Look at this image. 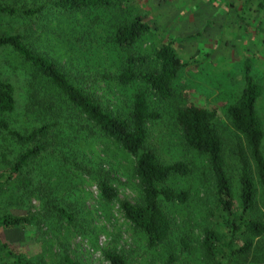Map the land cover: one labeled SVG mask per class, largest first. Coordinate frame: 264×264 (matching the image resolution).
<instances>
[{
    "label": "rangeland",
    "instance_id": "1",
    "mask_svg": "<svg viewBox=\"0 0 264 264\" xmlns=\"http://www.w3.org/2000/svg\"><path fill=\"white\" fill-rule=\"evenodd\" d=\"M27 2L31 4L30 0ZM135 15L149 24L152 35L140 38L131 50L115 49L107 41L111 26ZM37 22L45 27L44 31L19 18L0 16V34H16L25 25L36 29V49L69 76L83 74L79 81L85 90L110 110H127L132 95L145 89L138 82L131 86L116 83L114 77L124 58L131 53L150 56L158 45L174 42L173 48L184 64L174 82L171 101L162 103L150 95L149 105L159 118L146 124V146L161 162L186 166V174L174 175L167 185L184 190L187 197L182 204L161 202L170 233L166 241L149 248L143 233L134 229L118 208L122 200L133 205L139 202L133 157L96 131L88 136L67 127L55 146L57 158L45 157L39 167L41 178H48L49 173V180L42 187L46 201L35 194L25 209L31 214H43L44 208L52 204L62 205L72 214L73 221L69 225L59 221L51 211L34 234H8L19 243L13 248L42 264H60L61 255L77 264H108V253L120 255L125 264H166L169 256L173 258L170 264H203L202 231L219 230L223 214L216 208L207 160L185 146L174 110L193 101L215 112L213 126L222 143V165L237 212L240 164L236 150L242 152L249 165L251 162L241 136L230 127L225 108L242 89V64L246 59L249 75L260 86L254 109L264 131V1L134 0L112 13L49 14ZM0 77L7 79L13 89L15 110L6 117L9 126L25 133L50 118L41 94H34V109L22 110L23 102L33 92V82L39 86L43 83L34 79L30 68L5 48H0ZM59 121L63 122V118ZM261 152L264 159V137ZM252 176L255 197L250 217L264 221V191ZM101 181L115 191L116 199H101ZM253 244L256 247L252 253L235 264H264V234L254 238Z\"/></svg>",
    "mask_w": 264,
    "mask_h": 264
},
{
    "label": "trees",
    "instance_id": "2",
    "mask_svg": "<svg viewBox=\"0 0 264 264\" xmlns=\"http://www.w3.org/2000/svg\"><path fill=\"white\" fill-rule=\"evenodd\" d=\"M27 1H0V16L19 18L44 31L45 27H40L37 21L44 20L49 14L112 13L134 0H30V5H27ZM36 29L25 25L16 34H0V48L19 58L30 68L33 78L43 83L39 86L33 82V92L23 102L22 110L29 112L34 109V94H41L50 116L25 133L9 126L6 117L15 110L13 89L7 79L0 77V264H42L14 249L13 245L19 243L8 234H34L51 211L59 221L68 225L73 221L72 214L62 205L52 204L44 208L43 214H31L25 209L28 199L35 194H40L46 201L44 197L47 195L42 187L49 180V173L46 174L48 178H41V163L45 157L57 158L55 146L67 127L88 136L96 131L133 157L139 202L133 205L122 200L118 202V208L123 218L143 233L149 248L163 243L169 236L170 222L161 209V202L182 204L187 197L184 190H174L167 182L174 175H185L187 170L183 163L166 164L157 158L154 151L146 146L145 127L148 122L159 118L149 105L150 95L162 103L171 101L173 97L174 82L184 64L173 48L174 42L169 40L158 45L150 56L131 53L124 58L114 77L116 83L131 86L138 82L145 89L132 95L127 110H110L85 90L79 81L83 74L69 76L61 66L36 49ZM145 35L151 36L152 29L142 17L135 15L117 20L111 26L107 41L117 50H131ZM242 80L243 86L237 99L225 108L230 127L241 136L251 162L249 165L242 152L236 150L235 156L240 164L237 212L222 165V143L213 126L215 112L193 101H187L174 110V120L180 128L185 146L207 160L214 182L216 208L223 214L219 230L202 231L203 264H235L239 258L252 253L256 247L253 239L264 234V221L250 217L255 197L252 175L264 191V159L261 152L264 131L254 109L261 92L260 86L249 75L246 59L242 64ZM37 108L42 110V107ZM61 118L63 122L59 121ZM98 189L102 200L109 202L116 199L115 191L105 182H99ZM16 211L23 214L14 213ZM105 259L108 264H125L124 259L115 253L105 254ZM172 260L169 256L166 264ZM59 262L77 264L65 255L59 257Z\"/></svg>",
    "mask_w": 264,
    "mask_h": 264
}]
</instances>
